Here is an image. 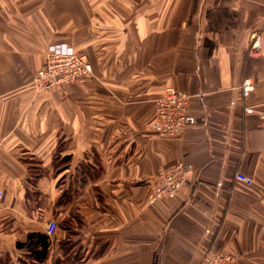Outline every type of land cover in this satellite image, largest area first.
I'll return each mask as SVG.
<instances>
[{
    "label": "crops",
    "instance_id": "1",
    "mask_svg": "<svg viewBox=\"0 0 264 264\" xmlns=\"http://www.w3.org/2000/svg\"><path fill=\"white\" fill-rule=\"evenodd\" d=\"M263 28L264 0H0V264L35 263L18 245L49 221L42 264H199L211 245L264 264ZM61 42L92 74L38 93ZM168 87L190 97L188 121L162 138ZM179 163V194L149 203Z\"/></svg>",
    "mask_w": 264,
    "mask_h": 264
},
{
    "label": "built area",
    "instance_id": "2",
    "mask_svg": "<svg viewBox=\"0 0 264 264\" xmlns=\"http://www.w3.org/2000/svg\"><path fill=\"white\" fill-rule=\"evenodd\" d=\"M262 45V33L254 32L251 37V53L259 56ZM48 67L40 73L42 79L51 73L56 76V80L47 82L50 86L69 83L79 76L87 75L92 72V66L85 55L75 52V50L66 44H57L49 48L47 57ZM47 83H41L47 84ZM253 91V85L246 79L242 85L244 97H248ZM189 96L181 90L174 87H168L163 96L156 101V117L153 125L155 133L162 138L180 136L187 125ZM251 113L252 109H246ZM264 117V116H263ZM187 174V168L183 163H179L169 169L159 170L152 191L148 195L149 203L153 204L159 199L176 197L183 187L184 178ZM236 178L247 184H253L251 178L237 174ZM3 198V192L0 191V203ZM55 221H49L46 227V234L51 237L56 231ZM207 234H211V228L206 229ZM235 257L229 253H218L209 247L200 262V264H234Z\"/></svg>",
    "mask_w": 264,
    "mask_h": 264
},
{
    "label": "rangeland",
    "instance_id": "3",
    "mask_svg": "<svg viewBox=\"0 0 264 264\" xmlns=\"http://www.w3.org/2000/svg\"><path fill=\"white\" fill-rule=\"evenodd\" d=\"M49 29H47V31H48ZM255 32H257V31H255ZM259 32H261L262 34L264 33V28L262 29V30H260ZM253 35V34H252ZM252 37V36H251ZM57 44H66V45H68V46H70L69 44H67V43H64V42H61V43H54V44H51V45H49L48 47H47V49H46V53H45V61H44V64L36 71V73H35V76H34V78H33V81H32V84H33V87L35 88V90H36V92H38V93H45V92H49V91H52V90H55V89H60V88H65V87H68V86H70V85H72V84H74V83H76V82H78L79 80H81V79H83V78H85V77H88V76H90L91 74H92V72L91 73H89V74H87V75H82V76H79V77H77L76 79H74L73 81H71V82H69V83H64V84H58V85H55L54 84V86H50L48 83L49 82H52V81H54V80H56L57 78H56V76H54V75H52L51 73H47V75L44 77V79H42V76H40V73L42 72V71H44L45 70V68L46 67H48V61H47V57H48V54H49V48L51 47V46H53V45H57ZM71 47V46H70ZM73 48V47H72ZM74 49V48H73ZM75 50V49H74ZM250 51H251V48H250ZM75 52H77V53H79V54H82V55H85L86 57H87V55H86V53L84 52V51H78V50H75ZM87 60H88V62L91 64V62L89 61V59H88V57H87ZM92 66V65H91ZM93 71V70H92ZM48 82V83H47ZM41 83H47V84H42V85H40ZM155 110H156V108H155ZM155 117H156V114H155ZM154 130V129H153ZM209 247H211L212 248V245L211 246H209ZM208 247V248H209ZM207 248V249H208ZM213 249V248H212ZM216 252V251H215ZM218 253H226V252H218ZM230 254V253H229ZM233 255V254H232ZM234 256V255H233ZM235 257V256H234ZM202 260V259H201ZM201 262V261H200ZM235 262H236V257H235ZM200 264V263H199ZM235 264V263H234Z\"/></svg>",
    "mask_w": 264,
    "mask_h": 264
},
{
    "label": "trees",
    "instance_id": "4",
    "mask_svg": "<svg viewBox=\"0 0 264 264\" xmlns=\"http://www.w3.org/2000/svg\"><path fill=\"white\" fill-rule=\"evenodd\" d=\"M19 247L25 246L29 252V259H33L35 263L29 261L31 264H42L48 256L51 247V239L46 234L30 233L26 244H19ZM2 264V263H1Z\"/></svg>",
    "mask_w": 264,
    "mask_h": 264
}]
</instances>
